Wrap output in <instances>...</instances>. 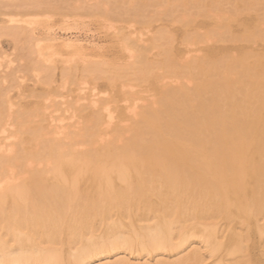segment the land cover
<instances>
[{
	"label": "bare ground",
	"instance_id": "1",
	"mask_svg": "<svg viewBox=\"0 0 264 264\" xmlns=\"http://www.w3.org/2000/svg\"><path fill=\"white\" fill-rule=\"evenodd\" d=\"M0 264H264V0H0Z\"/></svg>",
	"mask_w": 264,
	"mask_h": 264
}]
</instances>
